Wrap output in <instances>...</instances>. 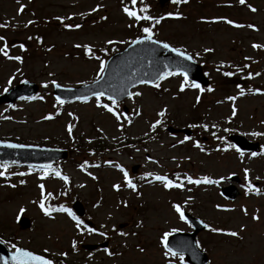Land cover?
<instances>
[{"label": "rangeland", "instance_id": "1", "mask_svg": "<svg viewBox=\"0 0 264 264\" xmlns=\"http://www.w3.org/2000/svg\"><path fill=\"white\" fill-rule=\"evenodd\" d=\"M130 2L0 0V25H6L0 27V48L7 46L10 52H0V95L24 80L41 85L36 96L0 106V139L72 146L69 158L53 169L0 163V239L44 254L56 264H186L180 255H165V233L192 230L173 207L179 205L210 226L197 236L209 254L208 264H264V0H194L184 8L187 18L159 23L129 17L123 9L132 10ZM176 5L149 0L146 12L168 14ZM145 27L154 37L198 55L210 85L200 86V91L183 74L174 73L158 87L137 86L132 93L139 95L118 106L101 98L97 104L96 97L62 105L54 97L53 81L79 86L99 77L100 53L85 54L76 45L122 50ZM36 36L51 48H43ZM28 43L38 47L29 53L24 50ZM15 56L21 59L9 58ZM165 124L194 132L189 137L170 133ZM155 129L153 139L149 133ZM231 132L260 142L261 151H237L228 139ZM233 174L241 186L230 181ZM156 176L173 178L183 187L164 188ZM187 177L200 183H189ZM131 180L135 190L128 187ZM230 183L241 191L234 200L220 192ZM44 200L52 212L48 215L40 206ZM76 200L86 208L84 217L72 210ZM60 207L70 209L80 226L68 212L58 211ZM20 216L31 220L29 228H20ZM106 240L110 245L105 249L83 247Z\"/></svg>", "mask_w": 264, "mask_h": 264}, {"label": "water", "instance_id": "2", "mask_svg": "<svg viewBox=\"0 0 264 264\" xmlns=\"http://www.w3.org/2000/svg\"><path fill=\"white\" fill-rule=\"evenodd\" d=\"M167 1L169 0H160V3L165 4ZM153 41L158 40L152 37V40H142L139 43H132L124 51L114 54L109 58L103 76L99 80L77 88L55 86V94L63 100H71L79 97L88 98L93 96L94 92H103L104 95L111 96L115 100L120 101L128 96L132 87L140 84V81L155 83L159 80L161 73L174 70L186 73L195 82L202 83L205 86L209 84V80L203 73L202 67L193 58L191 60L185 59L184 56H180L171 50L174 48L173 46L168 44L169 48H164V42L158 41L159 43H154ZM185 54L190 56L187 53ZM38 89L39 85L35 82H24L1 96L0 104L4 102L12 104L22 96L34 95ZM170 129L172 130V128ZM182 131L190 134L189 129L184 128ZM230 137L243 149L251 150L255 147L244 137L238 135H231ZM9 145H21L22 147H10ZM67 156V150L59 148L22 145L0 140V162L51 164ZM222 192L230 198H235L237 195L234 186L223 188ZM73 207L79 215L84 214L85 209L80 201L75 202ZM184 215L194 226V231L173 233L167 240V246L173 252L186 254L187 260L191 264H206L208 262V255L199 249L196 242V235L201 230L207 228L205 227L206 224L187 211L184 212ZM19 222L22 228L30 226V219L28 217H22ZM100 245L106 246L108 242ZM97 247V244L85 245L87 249ZM18 249L38 255L25 248ZM16 251L17 249L11 251L5 243L0 241V264H17V261L14 259Z\"/></svg>", "mask_w": 264, "mask_h": 264}, {"label": "snow or ice", "instance_id": "3", "mask_svg": "<svg viewBox=\"0 0 264 264\" xmlns=\"http://www.w3.org/2000/svg\"><path fill=\"white\" fill-rule=\"evenodd\" d=\"M131 2H132L133 5H135L136 2H137V0H131ZM172 2H173V3H176V4H179V3H181V2H187V0H172ZM239 3H240V4H244V3H245V0H239ZM147 7H148L147 5H144V7H142V8L140 9V11H141V12H145V11L147 10ZM22 10H23V5L20 6L19 11H22ZM93 11H95V9H93ZM123 11H124L129 17H133V18H135V20H137V21H140V20H153V19H154L153 17H150V16H148V15L140 16V15L137 14L136 11H134V10H130L128 7H124ZM252 11H255V9L253 8ZM167 15L172 16L173 13H168ZM176 15L178 16L179 13H177ZM57 19L59 20V19H61V18H60V17H57ZM101 19H104V18L102 17ZM29 23H32V21H29ZM155 23H159V20H155ZM227 23L232 24L233 22L229 20V21H227ZM4 26H6V25H0V27H4ZM238 26H239V25H238ZM64 27H65V28H70V27H76V28H79L80 25L77 24V25L73 26V25L65 24ZM248 27L252 28V27H254V26H253V25H248ZM142 31H143L146 35L143 36V37L138 38L137 40H133V41H132L133 44H135V43H139V42H141L142 40H152V31H151L150 28L145 27V28L142 29ZM3 39H4L3 37H0V40H3ZM153 42H154V43H159L158 41H153ZM107 43H108V44H111V43H113V42H112V41H107ZM6 47H7V46H5V47H3V48H0V52H2L5 56L8 55V53H7V51H6ZM20 47H21V49L24 48L23 45H20ZM76 47H78V48H79V47H83V48H84V51H85V54H89V53H91V51H92L91 48H90L89 46H87V45H84V46L76 45ZM163 47H164V48H169V45L165 43V44H163ZM253 47H254V48H257V47H260V46L254 44ZM171 50L174 51V52H176V53H177L178 55H180V56H184L185 59H188V60H191V59H192L191 56H187L185 53L181 52L180 49H178V48H173V49H171ZM100 51H104V49H101ZM205 51H206V52H210V51H212V49H205ZM9 58H10V59L17 60V61H19V60L21 59V57H19V56L9 57ZM96 59H97V60H100V58H99L98 56L96 57ZM245 67H247V65H245ZM104 68H105V62H104L103 60H100L99 72L97 73V76H101V74H102L103 71H104ZM173 74H174V73H171V72L161 73V74L159 75V79L162 80V79L165 78L166 75H173ZM184 75H185V80H187V75H186V74H184ZM224 75H226V76H230V75H232V73H231V72H226V73H224ZM250 75H251V74H250ZM140 82H141V83H148L149 81H140ZM53 84H54L55 86L59 87V85H56V82H55V81H53ZM156 86L158 87L159 85L157 84ZM184 87H185V85H184V83H182V84L180 85L181 90H183ZM191 87H194V88L200 89V91H204V89L200 88V85L197 84V83H195V82H193V83L191 84ZM208 91H212V89L209 88ZM256 91H259V89H257ZM93 94H94L95 97H96L97 104H100V97H102V96L104 95V93H103V92H94ZM240 94L243 95V90H241V93H240ZM128 95H129V96L139 95V93H128ZM79 98H81V99H86L87 97H79ZM108 99L111 100L112 104H116V100H115L113 97L109 96ZM228 99H229V100H234L235 97H228ZM57 100H58L60 103H63V101H60L59 97H57ZM197 100H199V97H197ZM101 106H102L103 108L107 109L108 112H111V113H113V115H116V113L114 112L113 108L110 107L108 104H103V105H101ZM163 114H164L163 112L159 113V115H161V116H162ZM233 115H235V108H233ZM48 118H50V117H48ZM117 119H119V116H117ZM159 123H160V121L157 120V121L152 125V127L154 128L155 125H156V124H159ZM71 130H72V126L69 125V126H68V131H69V133H71ZM253 135H256V133H253ZM185 139H188V138L185 137ZM9 146H10V147H22L21 145H9ZM237 151H239V149H237ZM253 155H255V153H254ZM246 171H247V170H246ZM2 175H4V173H3V172H0V176H2ZM56 175H57V176H61V174H60L58 171L56 172ZM61 178H62L65 182L68 181V177H67V176H62ZM125 179H126V180L128 179V175H127L126 172H125ZM155 179H156V180L163 181V182H164V183H163L164 188H172V187H180V188H182V187H183L182 184H175V183H173L172 180L167 179V177H165V176H156ZM204 179H205V182H207V183H213V181L208 180L207 178H204ZM187 180H188L189 183H196V184H199V183H200V180L193 181L191 177H187ZM20 183H24V181L21 180ZM113 187H119V186H118V185H114ZM128 187L133 188V190H135V185L132 184L131 181H128ZM41 188H43L42 185H41ZM249 188H251V186H249ZM48 195L51 196V193H49ZM40 206H41L42 209L44 208L43 203H41ZM173 207L175 208V210H176L178 213H180V218H181L182 220L185 219L184 214H183V212L181 211L180 206H179V205H173ZM57 210H58V211H66V212H68V214H69L70 216H72V218H73L74 220H77V227H79L80 224L82 223L81 221H79V220L77 219V217H75V216L73 215V213L71 212L70 209H66V208L60 207V208L57 209ZM44 211H45V215H48L49 212L51 211V209H44ZM253 218L255 219L256 217H253ZM205 227H208V225H205ZM88 230H89V231H94V229H91V228H89ZM173 231H175V230H173ZM212 231L219 232V231H222V230H221V229L214 228V229H212ZM228 234L231 235V236H236V235H237L236 232H230V233H228ZM102 235H103V233H102ZM121 235H126V233H121ZM169 235H170V233H165V234H164V239L166 240V238H167ZM105 251H107V249H106ZM109 254H111V253H109ZM169 254H171V255H173V256L177 255V253H176V252H173V250H172L171 248H167V251L165 252V255L167 256V255H169ZM180 258H181V260H183V256H182V255H181ZM14 259L17 261V264H52V261H51V260L45 259V258L42 257V256L34 255V254L31 253V252L22 251V250H20V249H17L16 254H15V256H14Z\"/></svg>", "mask_w": 264, "mask_h": 264}, {"label": "trees", "instance_id": "4", "mask_svg": "<svg viewBox=\"0 0 264 264\" xmlns=\"http://www.w3.org/2000/svg\"><path fill=\"white\" fill-rule=\"evenodd\" d=\"M137 5H139V7L144 6L145 5V0H137ZM170 13H173L172 16L167 15L166 13H162L160 15L158 14H153L151 17H153L154 19L151 20V22H155V20H159L161 21L162 19H175V18H181L184 19L185 15L183 12V9L180 7L179 4L176 5L175 8H173L172 11H170ZM179 13V15L177 16L176 14ZM143 15H146L144 12L142 13Z\"/></svg>", "mask_w": 264, "mask_h": 264}]
</instances>
